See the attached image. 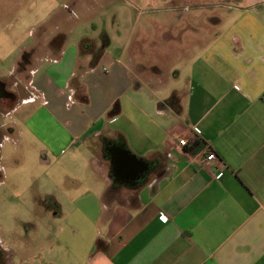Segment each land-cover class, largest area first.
<instances>
[{"label":"crops","instance_id":"0c3cea01","mask_svg":"<svg viewBox=\"0 0 264 264\" xmlns=\"http://www.w3.org/2000/svg\"><path fill=\"white\" fill-rule=\"evenodd\" d=\"M67 1L0 77L17 103H38L4 140L27 133L44 158L71 151L85 167L66 172L71 210L48 234L31 222L19 242L0 223V264H264V0H132L95 38L70 22L94 9Z\"/></svg>","mask_w":264,"mask_h":264},{"label":"rangeland","instance_id":"374dc122","mask_svg":"<svg viewBox=\"0 0 264 264\" xmlns=\"http://www.w3.org/2000/svg\"><path fill=\"white\" fill-rule=\"evenodd\" d=\"M36 1L0 0L1 78H8V74L14 70L13 66L17 64V60L23 58L24 50L34 45L36 22L39 17L44 19L48 17L46 9L52 1L56 6L60 4L62 8L65 4L71 2L67 0H39V4H36ZM86 1L94 11L98 7L97 3L100 7L103 5L101 0ZM131 2L132 0H115L114 2L108 0L102 8L98 7L101 10L97 12V15L94 11H90L82 18V21L72 18L70 22L73 25L85 22L87 37L95 38L98 33L97 27H105V32L110 37L112 21L116 16V8L127 7ZM135 5L143 6L142 2ZM61 13L64 12L61 11ZM75 37L72 35L70 40L75 39ZM31 58L32 60L35 58V47L30 53ZM21 68L23 69H20L21 71L17 70V74H25L24 69H28L29 64L24 63ZM7 83L8 89L19 83L20 89L22 85H25L26 79L20 76L13 77ZM29 97H31L30 94H21L18 103L16 101L18 99L0 101V131L5 133L3 135L4 139L12 133L10 125L13 126L16 121L22 124V119L27 115L29 116L38 105V103L36 105L35 103L26 104L24 100ZM15 105L17 110L12 112L11 110ZM43 152L36 141L28 139L27 133L24 136H20L18 133L16 139L13 136L10 137V140L0 142V170L6 177V179L2 177L4 182L0 184V223L6 228L5 231L10 229V231L19 232V242H22V239L25 240L24 235H21L22 228L23 230H25L24 228L30 229L29 223L34 222L35 230L39 233L41 230L43 235L49 229L48 227L52 225L51 221L58 218L63 220L65 214L71 210V199H73L70 195H67L62 187L68 176L66 172L68 169L79 170L85 167L82 156L75 155L71 151H67L61 157L49 155L47 158H44ZM78 196L80 197V195ZM56 198L59 201H65L66 206L62 204V206H57L55 203ZM54 213H56V217H49ZM26 232L25 230V235ZM47 242L41 238L39 240L35 239V250L47 248Z\"/></svg>","mask_w":264,"mask_h":264},{"label":"water","instance_id":"95a60500","mask_svg":"<svg viewBox=\"0 0 264 264\" xmlns=\"http://www.w3.org/2000/svg\"><path fill=\"white\" fill-rule=\"evenodd\" d=\"M2 95L0 94V98ZM115 154L117 156V160L120 161L121 170L126 172H134V175L142 174L143 170L141 168V161L130 156L126 151L122 149H116Z\"/></svg>","mask_w":264,"mask_h":264},{"label":"built area","instance_id":"2783aa9c","mask_svg":"<svg viewBox=\"0 0 264 264\" xmlns=\"http://www.w3.org/2000/svg\"><path fill=\"white\" fill-rule=\"evenodd\" d=\"M193 135L196 138V140L199 139V137L202 135V131L200 130L199 127L193 128ZM180 145L183 148H187L190 146V141L187 139L182 140ZM216 160H217V155L213 151H211V149L207 148L206 164H211V163L215 162ZM221 176H222V174H220L218 176V178ZM163 221L166 222L167 220L163 218Z\"/></svg>","mask_w":264,"mask_h":264},{"label":"flooded vegetation","instance_id":"af4514ba","mask_svg":"<svg viewBox=\"0 0 264 264\" xmlns=\"http://www.w3.org/2000/svg\"><path fill=\"white\" fill-rule=\"evenodd\" d=\"M0 94L2 95V97L0 98V101H11L12 99H14L13 94H11L7 91L6 84L2 83V82H0ZM4 134L5 133L3 131H0V142L1 143L4 140V136H3ZM0 172H1V170H0ZM0 180H3L2 175H0Z\"/></svg>","mask_w":264,"mask_h":264},{"label":"clouds","instance_id":"9594fccd","mask_svg":"<svg viewBox=\"0 0 264 264\" xmlns=\"http://www.w3.org/2000/svg\"><path fill=\"white\" fill-rule=\"evenodd\" d=\"M0 175H2V177H4V173L3 172H0ZM4 179H6V177H4ZM3 182H4L3 180H0V183H3ZM3 247H4V249L7 250V246L6 245H4Z\"/></svg>","mask_w":264,"mask_h":264},{"label":"trees","instance_id":"16d2710c","mask_svg":"<svg viewBox=\"0 0 264 264\" xmlns=\"http://www.w3.org/2000/svg\"><path fill=\"white\" fill-rule=\"evenodd\" d=\"M28 57V55L27 56H25V59Z\"/></svg>","mask_w":264,"mask_h":264}]
</instances>
